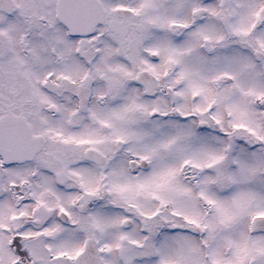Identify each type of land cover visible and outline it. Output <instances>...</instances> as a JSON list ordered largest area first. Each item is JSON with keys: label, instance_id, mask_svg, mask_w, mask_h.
<instances>
[{"label": "snow or ice", "instance_id": "obj_1", "mask_svg": "<svg viewBox=\"0 0 264 264\" xmlns=\"http://www.w3.org/2000/svg\"><path fill=\"white\" fill-rule=\"evenodd\" d=\"M0 264H264V0H0Z\"/></svg>", "mask_w": 264, "mask_h": 264}]
</instances>
